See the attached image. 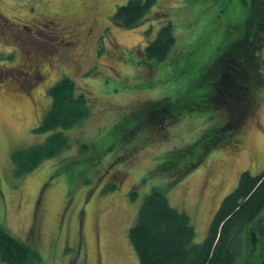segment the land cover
Listing matches in <instances>:
<instances>
[{"label":"rangeland","instance_id":"obj_1","mask_svg":"<svg viewBox=\"0 0 264 264\" xmlns=\"http://www.w3.org/2000/svg\"><path fill=\"white\" fill-rule=\"evenodd\" d=\"M127 1L0 0V228L35 250L36 264H139L128 233L154 189L189 217L199 244L240 175L264 171V43L249 94L230 75L235 93L221 85L200 117L155 126L147 109L187 92L222 59L220 47L239 43L251 0H156L125 30L111 18ZM167 22L175 45L165 62L147 63L144 50ZM62 77L84 95L88 115L61 131L69 148L17 176L10 155L53 133L34 130ZM205 135L210 151L170 163Z\"/></svg>","mask_w":264,"mask_h":264},{"label":"trees","instance_id":"obj_2","mask_svg":"<svg viewBox=\"0 0 264 264\" xmlns=\"http://www.w3.org/2000/svg\"><path fill=\"white\" fill-rule=\"evenodd\" d=\"M155 1L128 0L127 4L117 8L111 18L112 24L125 30L137 27L146 12L156 4ZM246 7L244 33L239 43L233 48L221 45L220 63L217 61L214 66V59L203 70H207L206 76L191 79L187 92L180 97L173 101L167 97L163 101L149 103L148 120L152 125L189 115L202 116L206 101L215 97L216 90L221 93V85L227 87L222 91L228 95L235 93L234 90L230 93V87L224 83L230 75L238 84L242 83L239 86L242 85L248 94L256 87L253 78L258 73L256 60L261 52L257 50L264 43V0H251ZM174 45L172 25L167 22L145 48V61L165 62ZM214 67L218 69L219 78L210 84L206 78L216 76ZM221 77L224 78L222 81ZM202 85L209 88L197 96ZM47 93L51 96L52 104L34 132L38 135L53 133L38 146L11 153L10 159L17 176L31 173L43 161L69 148L67 137L61 131L71 130L88 115L84 95L76 94L75 85L70 79L62 77ZM208 137L202 136L201 140L184 148L180 155L169 154L168 157L172 156L170 163L176 165L177 158L191 155L197 149L210 151L213 143H205ZM193 167L194 164L185 170L190 171ZM130 196L131 200L137 198L134 192ZM214 214L206 238L194 245L195 233L189 217L171 208L163 193L152 190L141 203L136 222L128 233L139 264H264V171L256 176H251L247 171L242 173L235 189L225 196ZM39 262L40 256L35 250L0 228L1 264Z\"/></svg>","mask_w":264,"mask_h":264},{"label":"flooded vegetation","instance_id":"obj_3","mask_svg":"<svg viewBox=\"0 0 264 264\" xmlns=\"http://www.w3.org/2000/svg\"><path fill=\"white\" fill-rule=\"evenodd\" d=\"M91 26H92V28H93L94 30H95V28H97V26H93V25H91ZM219 93H220V92H219ZM150 114H151V112H150ZM150 114H149V115H150Z\"/></svg>","mask_w":264,"mask_h":264}]
</instances>
